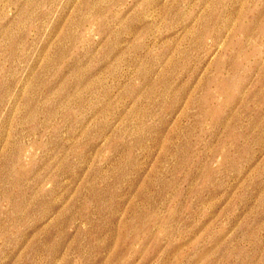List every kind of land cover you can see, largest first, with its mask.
I'll use <instances>...</instances> for the list:
<instances>
[{
	"label": "rangeland",
	"instance_id": "374dc122",
	"mask_svg": "<svg viewBox=\"0 0 264 264\" xmlns=\"http://www.w3.org/2000/svg\"><path fill=\"white\" fill-rule=\"evenodd\" d=\"M0 264H264V0H0Z\"/></svg>",
	"mask_w": 264,
	"mask_h": 264
}]
</instances>
